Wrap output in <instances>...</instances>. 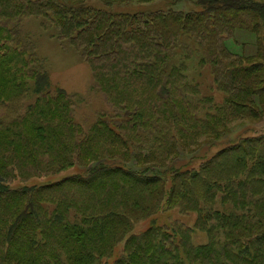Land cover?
<instances>
[{
  "label": "trees",
  "instance_id": "16d2710c",
  "mask_svg": "<svg viewBox=\"0 0 264 264\" xmlns=\"http://www.w3.org/2000/svg\"><path fill=\"white\" fill-rule=\"evenodd\" d=\"M93 1L0 0V264H99L123 240L124 255L112 264H264V136L208 155L228 135L226 121L264 123V0H189L186 12L141 6L156 0ZM22 15L54 25L100 84L118 78L129 91L135 83L145 103L116 96L123 112L116 127L144 125L157 142L129 143L126 132L101 130L109 139L96 166L57 183L11 188L36 176L25 171L38 172L50 148L66 163L85 142L71 98L51 87L8 27ZM239 32L253 36L252 54L228 48ZM195 51L205 54L198 62L211 67L225 95L220 105L185 81ZM107 123L100 126L112 131ZM171 209L194 213V225L152 223L132 233L139 221ZM194 230L205 244L192 243Z\"/></svg>",
  "mask_w": 264,
  "mask_h": 264
},
{
  "label": "rangeland",
  "instance_id": "374dc122",
  "mask_svg": "<svg viewBox=\"0 0 264 264\" xmlns=\"http://www.w3.org/2000/svg\"><path fill=\"white\" fill-rule=\"evenodd\" d=\"M175 1L176 0H156L152 3H142L141 6L155 5L166 10L168 5L174 4L170 9L182 12L193 9V5L189 0L174 3ZM92 4L96 5L95 0ZM118 9L121 11H128L127 7ZM130 11H133V9ZM8 27L14 30L16 42L19 43L21 48L27 49L29 53H34V57L43 66L51 87L63 90L71 98L73 101V121L77 126L80 125V131L84 134L82 138L78 140L79 142L85 141L84 144H82L83 149L75 150L71 160H68L66 163L58 162L65 158V156L63 157L60 152H57L55 149L51 151L52 148L47 147L50 148V151L43 154L42 161L39 165V171L36 173L30 170L25 171V175L36 174V176H30L29 179L26 180H13L9 183L11 188H20L23 186L40 187L57 183L74 175H82L90 166H96L99 164L97 161L102 152V148L108 145L105 138L109 139L107 134L103 133L101 130H105L111 135L117 134L119 136H123V133L126 132V134L130 136L128 140L129 143H146V145L154 143L152 140L155 141V137L157 136L154 131H150L149 127L144 129L145 126L143 125L141 126L142 129L136 132L135 128H130V126H121L118 129L116 127L120 121H122L123 116V112L120 111L118 107L120 104L117 102L116 96L125 93V95L133 101L139 104L145 103L141 91L137 92L135 83H130L134 85L135 88L127 91L122 90L121 86H123V82L120 79L102 77L101 85L99 82L101 76H94L92 67L85 58L66 40L57 38V29L54 25L42 21V18L38 15H22V17L9 22ZM253 41L254 38L251 34L239 32L238 35L236 34L235 39L227 40L226 44L233 53H237L238 55H250L255 49ZM195 52L191 53L190 58L185 61V68L183 70L185 81L191 85L197 84L198 91H200L202 95L212 97L213 103L220 105L225 95L217 90V86H215L216 84L213 82L214 76L211 72V67L207 64L202 65L198 62V56H205V54L203 52ZM32 101L33 98L28 99L25 106L32 103ZM159 119H161L160 124L164 123L162 118ZM103 122H108V125H114L115 127L110 131L100 126ZM253 122L245 118H239L228 123L226 121L225 126L228 129V135L218 139L219 141L215 142L217 143L216 149H211L208 155L211 156L214 152L229 143H240L241 141L238 140L243 137L258 138L264 136V123L255 124ZM92 124L96 125L94 137L99 134L101 135L100 137L97 136V138H94L91 137V132L88 133ZM161 132L164 133L165 130ZM140 134L141 138L138 140L137 138H139ZM165 136L166 135H164V137ZM167 136V138L165 137V141L169 143L171 141L170 134ZM211 142L205 139L199 140V143ZM76 143L78 142L75 141L74 144ZM88 153L89 157L87 158L86 156ZM61 164H66L67 166H60ZM195 219L196 215L194 213L182 214L178 209H171L159 212L143 221H139L134 226L132 233L139 234L145 231L152 223L159 226H170L172 223L178 222L185 227H192L195 223ZM20 239L21 237L19 235L15 238L16 241ZM206 242L207 237L203 232L193 231L192 243L194 245H202ZM123 244L124 240L113 248L112 252L109 254L110 256L102 258L99 264H112L117 258L122 257L124 255Z\"/></svg>",
  "mask_w": 264,
  "mask_h": 264
}]
</instances>
